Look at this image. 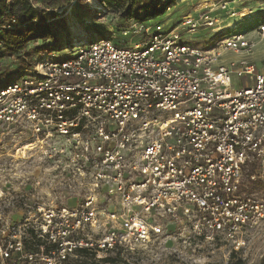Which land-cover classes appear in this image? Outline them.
<instances>
[{"label": "built area", "instance_id": "2783aa9c", "mask_svg": "<svg viewBox=\"0 0 264 264\" xmlns=\"http://www.w3.org/2000/svg\"><path fill=\"white\" fill-rule=\"evenodd\" d=\"M237 2L197 0L169 31L143 25L135 42L75 35L59 61L45 49L29 62L26 46L11 56L12 78L0 81V264L134 253L171 237L169 224L234 251L245 245L264 219V202L246 194L264 168V74L221 60L254 45L224 36L235 24L222 28L215 14L245 20L264 9ZM36 23L0 28L24 40ZM204 31L223 34L192 41ZM15 200L22 220L7 209Z\"/></svg>", "mask_w": 264, "mask_h": 264}, {"label": "rangeland", "instance_id": "374dc122", "mask_svg": "<svg viewBox=\"0 0 264 264\" xmlns=\"http://www.w3.org/2000/svg\"><path fill=\"white\" fill-rule=\"evenodd\" d=\"M155 1L162 3L171 0ZM172 1L173 5L164 14L144 20L142 18H128L124 15L123 11L127 8L126 0H41L40 7L47 9L48 16H46V24L40 25V28L43 31L48 30L50 35L47 36L46 40L28 41L26 45L27 59L32 62L45 49L50 51L52 57L58 61L69 56L70 51L63 49L62 45L70 37L76 35H72L70 32V28L76 26L86 34V37L107 36L115 44L123 41L130 43L139 40L143 36L141 34L143 25L153 28L156 25H161L165 32L169 31L179 23L185 14L190 13L191 8L197 2V0ZM240 1H243L244 5L253 11L259 6L264 9V0H239L233 6L240 9ZM215 15L224 22L222 28L235 24L231 29L227 27L224 36L232 37L235 34H242L246 40L255 46L252 53L226 52L221 60L225 63H236L244 60L254 64L256 70L264 74V38L261 39V35L259 36L258 33V27L263 25L264 13H258L254 17L245 20L229 19L226 17V13L222 11H218ZM52 16H54V19H51ZM38 26V24L35 26L32 24L29 29ZM222 34H212L209 31H204L192 41L196 44L205 43ZM69 43L68 41L67 44ZM0 51H3L5 55L3 59L0 58V81L10 80L13 74V70L8 67L11 56H8V52L3 45H1ZM240 81V79L233 77L234 85H238ZM248 84L250 82H247ZM2 152L0 151V154ZM7 152L14 154V151L10 148L7 149ZM40 170L42 171V169ZM30 172L31 169L27 167L25 173L22 174L29 175ZM258 173L259 178L254 183L258 185L249 184L246 194H252L255 198L264 202V168L259 169ZM10 174L11 177H14V174ZM17 186L19 185L7 183L5 189H13ZM26 189H29V187L27 186ZM11 202L12 204L7 208L13 213L10 215L11 218L22 220L25 217L23 211H21L24 205L18 206V200ZM25 202L22 201V203ZM27 202L31 203V201ZM69 205L73 206L74 202L69 201ZM168 227L167 231L171 234V237L154 242L142 251L119 253L116 256L117 264H264V219L256 228L245 231V245L238 251H234L231 245L226 242L217 240L206 242L203 239L194 238L187 226H183L177 231L175 225L169 224ZM115 255L116 253L110 254V257H115ZM75 261L78 263L81 258L78 256Z\"/></svg>", "mask_w": 264, "mask_h": 264}, {"label": "trees", "instance_id": "16d2710c", "mask_svg": "<svg viewBox=\"0 0 264 264\" xmlns=\"http://www.w3.org/2000/svg\"><path fill=\"white\" fill-rule=\"evenodd\" d=\"M126 2L127 8L123 11L124 15H126V17L128 16V18H142L144 20L164 14L167 8L173 5L172 0L162 3L155 0H144L142 2L140 0H126ZM46 16H48V14L45 11L33 8L27 0H9V2H7V0H0V26L3 20L11 18H16L24 22L37 20L35 25H39L31 29H29V25L26 28V38L24 40L21 39V31L10 33L0 28V44L3 45L8 52V56L22 51L28 41L46 40L48 38L47 36L50 35V32L48 30L43 31L40 28V25L46 24ZM53 17L54 16H52L51 19H54ZM253 185L258 184L253 183ZM117 254H119V252L116 253L115 257H110V255H108L102 259L95 260L94 255H89L86 251H81L80 256H82L83 259L75 264H117Z\"/></svg>", "mask_w": 264, "mask_h": 264}, {"label": "bare ground", "instance_id": "6f19581e", "mask_svg": "<svg viewBox=\"0 0 264 264\" xmlns=\"http://www.w3.org/2000/svg\"><path fill=\"white\" fill-rule=\"evenodd\" d=\"M70 32L72 33V35L76 34L79 37H86V34L80 28H78L77 26L76 27H71L70 28ZM94 37H97V36H94ZM263 38H264V36L261 37V39H263ZM253 47H255V46H253ZM252 52H253V49H252Z\"/></svg>", "mask_w": 264, "mask_h": 264}]
</instances>
